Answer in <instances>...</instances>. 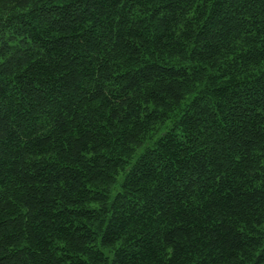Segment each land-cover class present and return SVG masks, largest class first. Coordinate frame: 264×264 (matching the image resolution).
Returning <instances> with one entry per match:
<instances>
[{
  "label": "trees",
  "instance_id": "16d2710c",
  "mask_svg": "<svg viewBox=\"0 0 264 264\" xmlns=\"http://www.w3.org/2000/svg\"><path fill=\"white\" fill-rule=\"evenodd\" d=\"M0 264H264V0H0Z\"/></svg>",
  "mask_w": 264,
  "mask_h": 264
}]
</instances>
